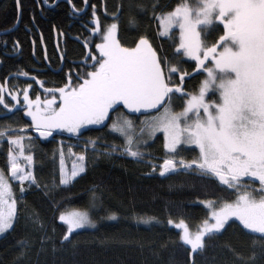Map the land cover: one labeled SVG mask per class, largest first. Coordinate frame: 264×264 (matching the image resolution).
I'll return each instance as SVG.
<instances>
[{
	"label": "snow or ice",
	"instance_id": "obj_1",
	"mask_svg": "<svg viewBox=\"0 0 264 264\" xmlns=\"http://www.w3.org/2000/svg\"><path fill=\"white\" fill-rule=\"evenodd\" d=\"M68 3L75 12L84 11L76 8L73 0ZM16 5L19 9L21 0H16ZM92 7L94 26L91 37L84 40L88 51L83 66L74 75L70 69L66 82L45 89L47 95L43 100L39 95L35 99L30 97L31 84L13 90L8 84L10 77L0 83V105L9 114L19 111L17 105L22 92L24 111L31 118L30 126L0 127V140L6 138L9 145V175L0 169V239L21 220L10 179L20 183L21 196L34 186L50 197L58 188L72 184L80 174L86 173L90 157L110 158L119 152L143 162L150 153L142 151V147L147 148L150 141L155 143L159 139L157 133H162L165 158L159 165L152 163L153 173L157 167L164 178L194 172L203 180L218 181L235 196L200 201L208 214L195 232H190L183 220L176 225L183 229L179 239L191 246L190 255L206 251L211 246L210 240L218 239L235 225L244 235L259 234L252 240L251 257H241L245 264L254 262L257 245L264 255V0H181L171 10L160 12H157L161 7L158 0L136 5L135 13L129 17L131 26H138V17L151 8L152 18L159 21L161 36H172L178 28V42L174 41L171 56L159 55L147 35H140L134 46L121 42L118 31L123 2L111 13L112 22L107 25L101 24L96 6ZM219 25L223 26L221 34L209 42ZM97 37L99 42L93 50L91 43ZM184 57L195 60L193 72L200 69L206 74L196 91H186L185 79L191 78V73L181 68L187 62ZM177 74L179 80L174 82ZM19 75L27 77L29 73ZM36 83L44 87L43 81L37 79ZM6 96L16 103H10ZM174 96L186 97L179 111L175 110ZM121 108L126 111H120L113 119L112 113ZM135 114L143 117L139 127L132 118ZM108 120L113 121L107 125L110 132L119 134L123 144L101 145L100 137H90L82 151L68 149L75 157L70 170L65 166L61 147L58 181L54 171L51 182L45 184H41L32 170L33 153L25 150V139L31 141L33 137L14 134L28 128L40 137L53 136L57 130L79 137L86 126L103 128ZM187 153L195 155L189 159ZM21 158L26 165L21 163ZM95 202L93 191L91 207H95ZM56 219L62 222L59 227L65 229L59 240ZM108 219L116 220L117 213L111 212ZM23 221L26 234L18 242L21 256H27L37 244L40 252L47 251L50 245L55 253L57 244L72 242L76 230L96 227L89 211L61 212L53 218L51 230L35 209L26 210ZM138 222L151 226L157 218L140 216ZM172 223L169 219L168 224Z\"/></svg>",
	"mask_w": 264,
	"mask_h": 264
},
{
	"label": "trees",
	"instance_id": "obj_2",
	"mask_svg": "<svg viewBox=\"0 0 264 264\" xmlns=\"http://www.w3.org/2000/svg\"><path fill=\"white\" fill-rule=\"evenodd\" d=\"M123 2L124 8L120 15L118 37L125 46H134L140 35H147L153 46L161 56H171L175 50L174 41L178 42L177 31L172 36L162 37L159 32V21L152 18L149 8L147 14L138 17V26L129 24V17L135 13L136 5L152 3L153 0H73L76 8L84 9L77 13L68 0H21L18 9L16 0H0V83L10 77L8 84L13 90L22 89L31 84L29 90L33 99L38 94H46L45 89L61 86L67 80L69 70L83 66V58L88 51L84 46L85 38L91 37L92 11L96 6L97 15L102 25L112 22L111 13ZM160 11H169L181 0H158ZM223 26L213 31L209 42L218 38ZM9 29H11L9 31ZM5 41L7 42L5 45ZM18 42V46H17ZM91 43L95 49V43ZM186 60L181 68L191 73L186 78V91L192 92L199 88L204 73L199 69L193 72L195 62ZM27 72L29 76L19 75ZM201 73V74H197ZM44 82L42 88L36 80ZM179 75L174 77L178 82ZM6 99L15 104L10 96ZM19 111L8 113L0 105V127L9 124L15 128L31 125V119L25 115L23 94L20 92ZM185 98L173 97L175 110L179 111ZM120 111L112 113L113 119ZM139 127V114L132 117ZM101 128L89 127L76 135L59 132L50 137H40L33 129L25 128L23 133L31 136L25 139V150L34 155L33 171L41 184L50 183L55 171L58 181L59 150L63 147L65 158L74 152L83 150L88 138L100 137L101 145L105 143L123 144L119 134L111 133L107 125ZM155 143L149 142L142 151L145 155L143 162H137L131 157L117 152L110 158L101 157L98 160L89 159L86 173L80 174L75 181L58 188L50 197H45L44 190L34 186L27 188L26 194L21 196L20 183H11L21 220L14 230L9 231L0 239V264H245L244 259L252 255V240L259 235H244L235 225L229 227L223 236L209 241L211 245L204 252L193 253L180 239V232L172 224L184 221L190 232H195L207 217L208 209L200 203L202 200H217L235 198L218 181H206L196 173L180 174L161 177L159 168L152 172V163L157 165L165 158L163 136ZM8 149L6 138L0 140V169L8 175ZM55 153V160L53 154ZM189 159L195 153L186 154ZM247 181V179H245ZM258 186V183H256ZM96 193L95 207L92 205V193ZM38 210L48 224L49 230L53 225V218L61 212L70 210L89 211L96 221L95 228H85L75 232L72 242L63 246L57 244V251L53 253L49 245L47 251L40 252L39 244L21 256L18 242L25 237L23 216L26 210ZM111 212L117 213L116 220L108 219ZM156 217L157 222L151 226L138 222V217ZM238 223V222H237ZM56 237L63 235L58 219ZM35 238V237H34ZM257 257L250 264H264V255L260 254V246L255 248ZM239 254V255H237Z\"/></svg>",
	"mask_w": 264,
	"mask_h": 264
},
{
	"label": "rangeland",
	"instance_id": "obj_3",
	"mask_svg": "<svg viewBox=\"0 0 264 264\" xmlns=\"http://www.w3.org/2000/svg\"><path fill=\"white\" fill-rule=\"evenodd\" d=\"M217 24H219V22H216ZM174 30H176L177 31V34H178V37H179V30H178V28H176V29H174ZM161 36V35H160ZM162 37H168V36H162ZM184 58H186V59H188V60H192V61H194L195 62V60L194 59H191V58H188V57H184ZM196 63V62H195ZM206 64L208 63L207 61L205 62ZM210 66V65H209ZM200 70V69H199ZM200 71H202V70H200ZM204 75H206V74H204ZM39 95V94H38ZM47 94H43V95H39L40 96V98H41V100H43L44 98H45V96H46ZM36 98V97H35ZM35 98H33V99H35ZM209 99H212L213 97H211V96H209L208 97ZM25 115H26V112H25ZM27 116V115H26ZM30 118V117H29ZM31 119V118H30ZM98 125H89V126H86V128H89V127H97ZM85 128V129H86ZM34 130V129H33ZM83 130V129H82ZM34 132H36L35 130H34ZM59 132H65V131H62V130H57L56 132H54L53 134H55V133H59ZM36 133H38V132H36ZM39 134V133H38ZM158 134V133H157ZM160 134H162V133H160ZM163 136V135H162ZM75 159V157L74 156H72V155H67V157L65 158V166H66V168H68L69 170L71 169V166H72V163H73V160ZM21 163L22 164H25L26 165V161H24L23 160V158H21ZM162 163V162H161ZM34 165V164H33ZM32 170H33V166H32ZM8 175H9V173H8ZM244 179H248V178H244ZM252 179H255V178H252ZM10 183H19L18 181H16V180H14V179H10ZM256 183H258L259 184V182H258V180L256 181ZM231 199H234V198H231ZM74 211H79V210H70V211H67V212H65V213H72V212H74ZM80 212H83V211H80ZM61 222V221H60ZM177 224H179V223H175V224H173L172 223V226L176 229V230H178L180 233L182 232V230L183 229H181V228H177L176 227V225ZM201 227V226H200ZM199 227V228H200ZM81 230V229H80ZM76 231H78V230H76ZM256 235H259V234H256ZM190 249H191V246L190 245H187ZM191 253H192V249H191ZM193 255V254H192ZM192 255H191V257H192Z\"/></svg>",
	"mask_w": 264,
	"mask_h": 264
},
{
	"label": "water",
	"instance_id": "obj_4",
	"mask_svg": "<svg viewBox=\"0 0 264 264\" xmlns=\"http://www.w3.org/2000/svg\"><path fill=\"white\" fill-rule=\"evenodd\" d=\"M85 6H86V4H85Z\"/></svg>",
	"mask_w": 264,
	"mask_h": 264
}]
</instances>
